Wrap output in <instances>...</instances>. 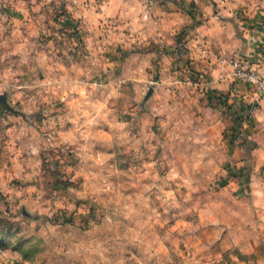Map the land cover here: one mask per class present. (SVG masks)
<instances>
[{
    "label": "rangeland",
    "instance_id": "1",
    "mask_svg": "<svg viewBox=\"0 0 264 264\" xmlns=\"http://www.w3.org/2000/svg\"><path fill=\"white\" fill-rule=\"evenodd\" d=\"M76 6L0 0V264H264L258 225L219 233L246 215L219 116L149 95L132 32Z\"/></svg>",
    "mask_w": 264,
    "mask_h": 264
},
{
    "label": "crops",
    "instance_id": "2",
    "mask_svg": "<svg viewBox=\"0 0 264 264\" xmlns=\"http://www.w3.org/2000/svg\"><path fill=\"white\" fill-rule=\"evenodd\" d=\"M77 18L84 17L86 30L95 5L101 18L115 17L121 29L132 32L119 46H130V54L141 61V70L151 80L156 94L199 95L197 110L203 117L216 113L213 126L226 131L225 142L233 155L244 153L245 161L229 171L221 189L229 190L232 204L246 211L233 214L237 221L219 227V233L245 229L244 222L258 225L264 236V93L232 78V59L251 63L264 77V0H76ZM125 25V26H124ZM183 34L185 43L178 42ZM226 58L222 64L221 60ZM155 78V80H154ZM191 85V87L189 86ZM244 103L255 107V118L247 123L244 144L235 146L237 123L233 112ZM207 128V126H206ZM230 130V131H229ZM208 133V130H205ZM200 142H208L200 134ZM242 157V156H241ZM248 164V169L244 168ZM251 166V170L250 167ZM231 214V216H233ZM243 219V220H242ZM239 223V224H238ZM236 226V229L232 226ZM222 226V225H221ZM223 232V233H224ZM227 232V233H228ZM226 235V234H225Z\"/></svg>",
    "mask_w": 264,
    "mask_h": 264
},
{
    "label": "built area",
    "instance_id": "3",
    "mask_svg": "<svg viewBox=\"0 0 264 264\" xmlns=\"http://www.w3.org/2000/svg\"><path fill=\"white\" fill-rule=\"evenodd\" d=\"M185 41L181 43L183 45ZM226 58L221 60L222 64L226 62ZM230 66H232V78L236 81H242L247 84L254 92L264 93V77L262 74L254 68L251 63L247 60L243 59H232L229 62ZM254 119V109L251 107L246 112L245 120L242 125H245L251 122ZM243 132H236L235 137L233 138V144L235 146H241L243 143Z\"/></svg>",
    "mask_w": 264,
    "mask_h": 264
},
{
    "label": "trees",
    "instance_id": "4",
    "mask_svg": "<svg viewBox=\"0 0 264 264\" xmlns=\"http://www.w3.org/2000/svg\"><path fill=\"white\" fill-rule=\"evenodd\" d=\"M183 34L179 35L178 42L182 43L184 41V37L182 36ZM251 108V106H248L244 103L240 105V108L233 112V117L235 118V121L237 123H243L246 117V112ZM235 137V133L233 134V138ZM244 144V141L243 143Z\"/></svg>",
    "mask_w": 264,
    "mask_h": 264
},
{
    "label": "water",
    "instance_id": "5",
    "mask_svg": "<svg viewBox=\"0 0 264 264\" xmlns=\"http://www.w3.org/2000/svg\"><path fill=\"white\" fill-rule=\"evenodd\" d=\"M153 93V88H150L149 95ZM0 102L6 104V97L0 94Z\"/></svg>",
    "mask_w": 264,
    "mask_h": 264
}]
</instances>
